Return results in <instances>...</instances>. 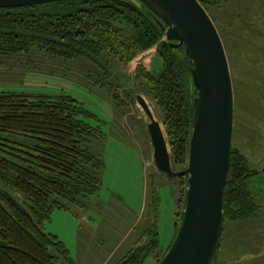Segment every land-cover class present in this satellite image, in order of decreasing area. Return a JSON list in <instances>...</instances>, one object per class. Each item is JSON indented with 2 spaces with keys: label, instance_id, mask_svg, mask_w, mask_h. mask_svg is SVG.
<instances>
[{
  "label": "trees",
  "instance_id": "obj_1",
  "mask_svg": "<svg viewBox=\"0 0 264 264\" xmlns=\"http://www.w3.org/2000/svg\"><path fill=\"white\" fill-rule=\"evenodd\" d=\"M199 1L208 12L210 3ZM153 47L161 69L151 73L139 63L133 80L161 110L173 169H182L188 160L196 96L189 60L182 48H170L158 26L137 4L131 0H61L0 8V60L15 61L31 70L63 64V76L78 65L88 89L105 90L115 104L121 97L117 90L125 83L122 76L115 75L116 66L129 64ZM46 88H39L44 92L0 91V264L71 262L58 237L44 231V222L56 209H86L101 187L103 155L93 151V146L104 143V122L65 87ZM123 91L125 97L135 99L133 91ZM257 177L264 178V170L253 169L248 158L232 148L223 228L226 222L257 215L264 199L262 190L253 189ZM176 178L185 182V191L181 210L175 215L173 237L182 219L187 187L185 177ZM153 180L149 176L150 203L152 200L157 209ZM146 234L150 241L130 248L116 264H144L150 256L157 258L158 252L163 257L173 237L160 250L155 224Z\"/></svg>",
  "mask_w": 264,
  "mask_h": 264
},
{
  "label": "rangeland",
  "instance_id": "obj_2",
  "mask_svg": "<svg viewBox=\"0 0 264 264\" xmlns=\"http://www.w3.org/2000/svg\"><path fill=\"white\" fill-rule=\"evenodd\" d=\"M207 1L210 3L208 13L225 46L232 78V148L240 150L253 169L263 171L264 0ZM146 53L150 54L142 58ZM139 63L151 73L159 71L161 61L156 47L127 65L116 66L115 75L122 76L125 83L117 90L121 97H117L115 104L105 90L88 89L90 87L82 82L84 75L78 65L72 66L63 76L66 71L63 64L31 70L15 61L0 60V91L32 92L39 88L65 87L104 122V143L93 146V151L103 155L105 166L100 173L98 195L88 200L86 209L54 210L50 220L43 225L45 232L58 237L66 256L71 259V262L62 259L58 264H116L130 248L150 241L146 231L153 224L159 233L160 250H165L172 240L185 182L157 171L147 132L149 119L137 110L134 97L123 94L126 89L143 96L165 133L156 101L133 80L134 69ZM149 176H153L157 187V209L152 200L150 203ZM262 177L254 181L253 189L257 193L264 192ZM161 257L162 253L158 252L157 258L150 256L144 264H158ZM212 264H264V199L253 218L224 224L221 243Z\"/></svg>",
  "mask_w": 264,
  "mask_h": 264
},
{
  "label": "water",
  "instance_id": "obj_3",
  "mask_svg": "<svg viewBox=\"0 0 264 264\" xmlns=\"http://www.w3.org/2000/svg\"><path fill=\"white\" fill-rule=\"evenodd\" d=\"M61 0H0L18 8ZM149 15L171 49L189 60L193 98L192 130L185 168L174 170L167 137L143 96L136 108L147 132L157 171L186 179L184 209L169 249L159 264H211L223 230V203L234 126V91L222 38L199 0H131ZM146 53L142 58H146Z\"/></svg>",
  "mask_w": 264,
  "mask_h": 264
}]
</instances>
